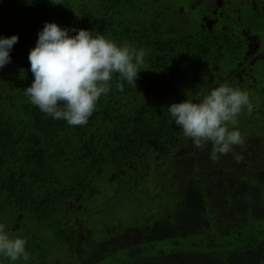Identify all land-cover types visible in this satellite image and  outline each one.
<instances>
[{"label": "trees", "instance_id": "16d2710c", "mask_svg": "<svg viewBox=\"0 0 264 264\" xmlns=\"http://www.w3.org/2000/svg\"><path fill=\"white\" fill-rule=\"evenodd\" d=\"M69 1L18 0L0 19V37H19L0 69V224L29 253L15 264H42L56 242L60 264H264V108L250 96L243 145L212 161L167 112L212 90L200 38L170 34L142 0ZM45 22L144 49L136 89L114 77L84 126L41 112L24 89Z\"/></svg>", "mask_w": 264, "mask_h": 264}, {"label": "clouds", "instance_id": "9594fccd", "mask_svg": "<svg viewBox=\"0 0 264 264\" xmlns=\"http://www.w3.org/2000/svg\"><path fill=\"white\" fill-rule=\"evenodd\" d=\"M49 2L61 4L60 0ZM18 40L17 35L0 37V69L11 62L10 51ZM145 56L144 49L128 42L117 45L98 32L45 22L28 55L34 79L24 94L46 115L63 119L70 126H84L99 98L109 93L114 77L120 81L116 85L119 90H123V81L136 89ZM244 109L249 114L253 110L249 92L224 82L198 102L186 99L172 103L167 112L194 147L203 150L211 145L210 159L218 161L235 146L243 145L244 138L234 126ZM234 158L240 157L234 154ZM25 245V239L13 237L0 224V257L13 264L27 261Z\"/></svg>", "mask_w": 264, "mask_h": 264}, {"label": "flooded vegetation", "instance_id": "af4514ba", "mask_svg": "<svg viewBox=\"0 0 264 264\" xmlns=\"http://www.w3.org/2000/svg\"><path fill=\"white\" fill-rule=\"evenodd\" d=\"M95 1L74 0L73 10H92ZM142 1L145 8L152 7L153 18L170 34L190 30L200 38L197 48L205 49L202 60L218 74L208 82L209 89L227 82L247 90L264 108V0ZM15 2L18 0H0L1 22L13 17ZM62 247L63 242L52 245L55 253H51L52 258L46 255L42 264H60L56 254Z\"/></svg>", "mask_w": 264, "mask_h": 264}, {"label": "rangeland", "instance_id": "374dc122", "mask_svg": "<svg viewBox=\"0 0 264 264\" xmlns=\"http://www.w3.org/2000/svg\"><path fill=\"white\" fill-rule=\"evenodd\" d=\"M69 2H74V0H70ZM155 85V84H154Z\"/></svg>", "mask_w": 264, "mask_h": 264}]
</instances>
